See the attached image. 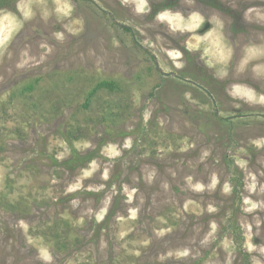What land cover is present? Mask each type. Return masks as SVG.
I'll return each instance as SVG.
<instances>
[{
	"label": "rangeland",
	"instance_id": "rangeland-1",
	"mask_svg": "<svg viewBox=\"0 0 264 264\" xmlns=\"http://www.w3.org/2000/svg\"><path fill=\"white\" fill-rule=\"evenodd\" d=\"M0 264H264V0H0Z\"/></svg>",
	"mask_w": 264,
	"mask_h": 264
},
{
	"label": "flooded vegetation",
	"instance_id": "flooded-vegetation-1",
	"mask_svg": "<svg viewBox=\"0 0 264 264\" xmlns=\"http://www.w3.org/2000/svg\"><path fill=\"white\" fill-rule=\"evenodd\" d=\"M220 83H221V81H220ZM222 84V83H221Z\"/></svg>",
	"mask_w": 264,
	"mask_h": 264
},
{
	"label": "bare ground",
	"instance_id": "bare-ground-1",
	"mask_svg": "<svg viewBox=\"0 0 264 264\" xmlns=\"http://www.w3.org/2000/svg\"><path fill=\"white\" fill-rule=\"evenodd\" d=\"M132 7H133V5H132Z\"/></svg>",
	"mask_w": 264,
	"mask_h": 264
},
{
	"label": "trees",
	"instance_id": "trees-1",
	"mask_svg": "<svg viewBox=\"0 0 264 264\" xmlns=\"http://www.w3.org/2000/svg\"><path fill=\"white\" fill-rule=\"evenodd\" d=\"M6 3V2H5Z\"/></svg>",
	"mask_w": 264,
	"mask_h": 264
}]
</instances>
